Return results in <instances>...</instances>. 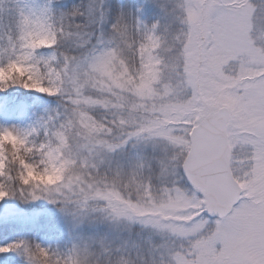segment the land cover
Segmentation results:
<instances>
[{"label":"snow or ice","instance_id":"snow-or-ice-1","mask_svg":"<svg viewBox=\"0 0 264 264\" xmlns=\"http://www.w3.org/2000/svg\"><path fill=\"white\" fill-rule=\"evenodd\" d=\"M103 5L0 0V90L61 97L33 129L40 142L0 131V177L11 160L33 185L22 198L141 223L164 237L150 244L159 264H264V0H165L163 30L121 15L107 36ZM129 145L136 157L114 167ZM10 194L0 180V200ZM13 248L30 264H123L126 251L101 238L0 253Z\"/></svg>","mask_w":264,"mask_h":264},{"label":"rangeland","instance_id":"rangeland-1","mask_svg":"<svg viewBox=\"0 0 264 264\" xmlns=\"http://www.w3.org/2000/svg\"><path fill=\"white\" fill-rule=\"evenodd\" d=\"M73 1L75 0H25L35 8H42L49 3L52 7L55 5L62 7ZM110 2L111 0H104L103 5L107 13L106 22L102 25L105 36L113 24L108 20ZM164 3L165 0H117L116 18L123 15L130 22L139 21L145 24L142 21L143 17L147 12H153L155 19L154 22L152 21L153 24H159L163 30L167 23L162 8ZM99 31L100 26H97V34ZM41 54L48 55L50 50H41ZM6 63L7 60L0 59V66ZM3 76L4 73L0 72V78ZM17 87L19 85L11 84L2 91L0 90V131L11 130L24 136L31 133L29 139L38 143L43 137L33 132V129L38 132L42 122L56 113L60 106L57 98L61 99V97L24 88L22 85L21 90ZM10 90L14 93L8 95L6 91ZM136 154L137 149L129 145L111 156L112 165L115 167L120 164L126 167L136 157ZM34 201L40 202L42 206L38 210L24 211L15 203L8 202L7 197L0 200V247L13 244H23L33 248L40 246L63 255L74 244L93 242L90 238L92 228L101 232L99 240L104 238L114 247H123L126 242L135 239L136 245L150 249V244H159L164 240L160 234L142 225L128 227L102 220L93 212L85 215L69 212L65 210L62 203H52L49 199L41 198ZM55 212H59L62 217L54 220ZM62 224L64 226H61ZM0 264H30V261L22 250L13 248L11 252L0 253Z\"/></svg>","mask_w":264,"mask_h":264},{"label":"clouds","instance_id":"clouds-1","mask_svg":"<svg viewBox=\"0 0 264 264\" xmlns=\"http://www.w3.org/2000/svg\"><path fill=\"white\" fill-rule=\"evenodd\" d=\"M0 59H5L7 60V57L4 56L3 54H0ZM26 79V77H25ZM27 159H29L33 163H39L40 157L36 153H32L30 155L26 156ZM42 167V165H41ZM7 175L0 177V180H3L4 182L8 181H15L18 183L19 188H23L25 192L31 190L33 188V185L30 183L29 185H24L20 181V172L21 169L19 166L15 163H12L11 160H9L7 169H6ZM121 191L125 195H131L133 199H137L138 197L136 196V193L134 189L130 185H123L121 187ZM69 199L74 200L75 197H72L71 195L69 196ZM62 205L65 207L66 211L69 212H75L79 214V209L77 206L73 203H62ZM113 223L116 224H123L128 227H132L134 225H141L139 222H133L129 221L127 219H120L117 221H113ZM125 259L123 261V264H159V259H158V253L154 249H149L147 253L140 249H132V250H127L124 253ZM91 264H103V260L100 259L99 261L97 259H93L91 261Z\"/></svg>","mask_w":264,"mask_h":264},{"label":"trees","instance_id":"trees-1","mask_svg":"<svg viewBox=\"0 0 264 264\" xmlns=\"http://www.w3.org/2000/svg\"><path fill=\"white\" fill-rule=\"evenodd\" d=\"M88 3L89 2L87 0H75L73 2H69L66 6H62V7H58L57 5H55L54 8L58 12H61V11L62 12H67L68 10L72 9L75 6H82L83 7V6L87 5ZM117 6H118L117 0H111L110 5H109V8H108V10H110L109 18H108V20H109L110 23H114V21L116 19ZM142 21L145 24H147L148 26L153 25V22L155 21V19H154V13L153 12H147V14H145V17H143V20ZM16 85L17 86L19 85V87H17V88H19L20 90L22 89L20 84H16ZM6 93H8V95H11L14 92L10 90V91H6ZM57 101L59 102V104L61 106V99L60 98H57ZM60 106H59V108H60ZM6 186L13 193V194H10L9 196H7L8 202L15 203L20 209H22L24 211H34V210H38L42 206L40 204V202H37V201L31 200V199H25V198L20 197L17 194L19 192V189H20L17 182H15V181H8L6 183ZM61 217H62V215L59 212H55V214H54V220L55 219L57 220V219H59ZM61 226H64V225L62 224ZM106 235H104V236H106ZM100 236H101V232L100 231H97L96 228H92L91 229L90 238H91L92 241H98ZM111 240H112V237H111ZM134 240L135 239L131 240L130 242H126V244L123 247L126 248L127 250L140 249V250L144 251L145 253H147V251L149 249H147V247H140L139 245H136V243L134 242ZM108 242L110 243V241H108ZM95 250L96 251H99L98 247H96Z\"/></svg>","mask_w":264,"mask_h":264}]
</instances>
